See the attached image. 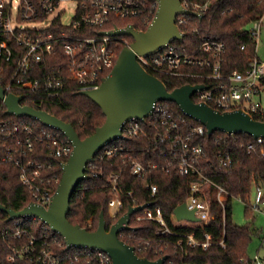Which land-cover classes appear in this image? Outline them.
<instances>
[{"label": "built area", "instance_id": "obj_1", "mask_svg": "<svg viewBox=\"0 0 264 264\" xmlns=\"http://www.w3.org/2000/svg\"><path fill=\"white\" fill-rule=\"evenodd\" d=\"M70 4L75 5V12L65 23L66 7ZM181 4L195 14L178 15L176 18V24L184 34L182 41L173 40L153 55L138 56V61L153 76L183 79L189 81V85H204L205 88L192 97L195 103L209 105L222 113L243 109L254 118H264V61L257 55L258 36L264 31V13L258 15L249 28L255 39L254 53L241 71L226 73L224 42L206 37L197 47L184 45L186 34L181 28H191L198 34L189 17H201L209 7L189 0H181ZM157 11V0H0V85L5 95H23L25 99L21 106L44 111L45 107L54 105L61 98L69 84L75 83L79 91L99 88L118 61V46L129 47L132 44L125 39L126 36H102L100 33L127 27L105 29L114 20L140 18L150 25ZM37 24L44 26L38 27ZM241 49L244 50V46ZM51 65L53 67L49 68ZM2 112H6V106L0 101V116ZM6 115L16 119H0V166L7 163L16 166L20 172L19 180L31 193L32 204L47 208L56 192L45 185L42 178L44 165L26 158L35 151V145L46 143L54 159L68 160L74 146L57 133H62L59 130L28 117L23 118L38 122L40 127L30 121H17L23 118ZM188 119L184 114H175L167 102L158 101L150 116L141 121L127 122L121 138L109 143L98 157L100 161L126 157L130 161L132 176L144 182L151 200L145 203L148 206L144 210L131 216L129 226L131 222L150 221L160 228L155 238L148 240L145 246L140 242L139 251H152L161 259L166 250L173 249L179 260L169 262L168 257L165 264H197L187 261L191 252L208 253L214 246L226 248L225 231L216 237L205 232V228L212 227L215 206L223 209L225 224L229 192L209 176L211 161L204 159L205 148L200 142L208 135L206 127L194 125ZM140 135H144L153 146L166 145L162 155L169 162L161 167L162 170L173 168L176 174L191 180L184 204L187 210L195 213L197 222L179 220L174 212L166 217L162 208L155 204L158 185L151 173L159 170L160 166L136 161L120 144ZM246 151L264 156V139L247 143ZM224 158L220 160L221 166L229 163L228 156ZM119 177L120 172L110 176L112 189L108 212L113 220L123 207ZM255 191L253 207L258 208L264 203V191L262 188ZM11 221L12 230L5 231V237L13 236L25 241L20 246H11L12 251L7 257L9 263L20 260L28 264H113L110 256L99 249L77 248L72 254L58 256L45 242L39 244L32 232L23 229L26 222L40 221L38 218L26 216ZM41 224L46 233H54L45 223ZM128 231L119 233L121 241L127 238ZM128 236L132 238L131 234ZM250 264H264V258L256 255Z\"/></svg>", "mask_w": 264, "mask_h": 264}, {"label": "trees", "instance_id": "obj_2", "mask_svg": "<svg viewBox=\"0 0 264 264\" xmlns=\"http://www.w3.org/2000/svg\"><path fill=\"white\" fill-rule=\"evenodd\" d=\"M186 1V0H182ZM188 1V0H187ZM193 4L205 6L208 10L201 17L190 16L189 20L198 29V34L191 28H181L186 34L184 45L199 46L206 37L226 44V53L224 71L226 73L241 71L250 55L255 51V39L250 34L248 27L257 16L264 13V0H189ZM156 13V12H155ZM155 16V14L153 15ZM127 25L135 26L138 31H147L150 25L145 24L142 19L132 20H114L107 25L105 29L121 28ZM129 43L133 42L131 37H125ZM244 46V50L241 47ZM125 46H118V54L122 52ZM53 67L52 65L49 67ZM165 83L169 92L186 85L189 81L166 76H159ZM79 89L75 83L69 84L62 92V96L54 105L47 106L44 111L57 116L64 122L72 125L76 129L79 137L84 140L91 137L98 127L104 125L106 117L99 107L91 100L78 94ZM175 114L183 115L182 111L174 103L167 102ZM0 119L16 118L1 113ZM256 120L264 121L262 117H255ZM194 125H200L199 122L188 119ZM17 121H30L39 126L38 122L28 118L17 119ZM40 127V126H39ZM144 127V126H143ZM145 131L147 130L144 127ZM149 131V129H148ZM62 138L65 136L58 132ZM254 141L251 136L246 134L229 136L221 132H216L211 136L206 135L200 140L205 148L204 159L211 161L208 165V173L220 186L229 192L228 200L225 205L226 219L223 224V209L215 206L214 219L212 227L205 228V232L213 233L220 237L225 231L226 248L214 246L208 253L191 252L187 261L197 264H250L251 259L247 255V250L252 237L257 233L252 230L250 225L240 227L233 221L232 201L238 198L246 203L257 188L264 191V156L258 152L248 154L246 144ZM118 144V143H115ZM131 156L144 165L156 164L160 166L159 170L151 173L154 183L158 185V195L155 204L162 208L166 217L175 212L179 205L183 204L188 196V186L190 179L176 174L173 168L162 170L169 162L168 158L163 156V150L166 145L153 146L144 136L130 138L121 142ZM111 145V144H110ZM35 151L26 159L43 164L42 178L46 186L57 191L61 182L63 173L62 166L67 159H54L51 156L50 148L46 143L35 145ZM102 149L94 158V161L87 168V179L80 182L72 195L68 220L71 224L94 232L99 223L101 212L105 213L107 222L106 229L110 230L111 225L127 214V210L132 205H144L149 202L150 194L145 188L144 182L135 178L131 174L129 160L125 158H112L108 160H98ZM228 156L227 166H221V158L225 160ZM120 172L118 187L123 201V207L120 209L118 217L113 220L108 212L110 203V192L112 189L111 174ZM19 169L13 164H3L0 166V205L12 208L16 212L22 211L33 201L30 191L23 186L19 180ZM264 201V197H263ZM8 215L0 211V264H28L25 261H16L9 263L7 257L10 255L12 247L20 246L24 241H19L13 236L5 237V231L12 230V221H8ZM40 221L26 222L23 229L32 232L38 239L39 244L46 245L58 256L72 254L77 249L68 250L64 239L52 232L46 233ZM131 230L126 232L127 238L122 239L127 245L137 249V254L142 258H148L156 261L152 251L140 252L139 244L145 246L146 242L154 239L156 233L160 230L156 224L150 221L140 223L131 222ZM132 235L129 238L128 235ZM59 244H62L59 246ZM169 257L168 261H178L173 249L164 252ZM244 262H241V261ZM168 262V263H169Z\"/></svg>", "mask_w": 264, "mask_h": 264}, {"label": "water", "instance_id": "obj_3", "mask_svg": "<svg viewBox=\"0 0 264 264\" xmlns=\"http://www.w3.org/2000/svg\"><path fill=\"white\" fill-rule=\"evenodd\" d=\"M157 1L158 11L147 31H137L135 26L127 25L125 28L100 33L102 36L131 37L133 42L129 47L123 48L114 69L99 88L78 93L93 101L106 117L104 125L98 127L91 137L82 140L72 125L57 116L30 106H21L25 97L5 95L0 85V101L6 106L5 114L28 117L46 127L59 130L74 146L71 157L62 166L61 182L47 208L31 203L19 212L0 205V211L8 215V221L34 216L61 236L68 250L99 249L110 256L113 264H165L168 259L167 255L156 261L142 258L135 247L119 239L120 232L132 229L129 226L131 216L144 210L148 204L129 207L127 214L111 225L110 230L106 229L107 222L103 212L94 232L80 225L75 226L68 220L72 195L79 183L87 179L88 166L109 143L121 138L127 122L143 120L151 115L153 106L158 101H165L175 103L184 115L204 125L208 136L221 132L235 136L246 134L254 140L264 139V121L256 120L243 109L222 113L209 105L195 103L192 97L203 90L204 85L186 84L169 92L158 76L151 75L141 65L138 56L153 55L173 40L182 41L184 34L176 24L178 15H195L182 6L181 0ZM174 213L179 220L193 223L198 221L195 213L187 210L184 203Z\"/></svg>", "mask_w": 264, "mask_h": 264}, {"label": "rangeland", "instance_id": "obj_4", "mask_svg": "<svg viewBox=\"0 0 264 264\" xmlns=\"http://www.w3.org/2000/svg\"><path fill=\"white\" fill-rule=\"evenodd\" d=\"M75 5L70 4L66 7L67 14L64 22L68 23L74 15ZM31 26V25H26ZM36 26V25H35ZM38 27L44 25L37 24ZM36 26V27H37ZM250 26L248 27V29ZM257 55L264 61V31L258 36ZM264 106V101H263ZM256 191H254L250 200L248 201V210L245 208L246 203L242 200L234 198L232 201L233 221L236 225L244 227L250 225L252 230L257 233L252 237L251 243L247 250V255L253 259L256 255L264 258V203L260 204L258 208H254Z\"/></svg>", "mask_w": 264, "mask_h": 264}]
</instances>
